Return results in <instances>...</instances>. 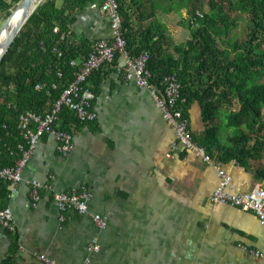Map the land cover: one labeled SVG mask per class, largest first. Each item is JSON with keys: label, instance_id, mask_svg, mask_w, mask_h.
Instances as JSON below:
<instances>
[{"label": "crops", "instance_id": "0c3cea01", "mask_svg": "<svg viewBox=\"0 0 264 264\" xmlns=\"http://www.w3.org/2000/svg\"><path fill=\"white\" fill-rule=\"evenodd\" d=\"M124 2L138 27L163 16L173 43L181 42L182 27L168 14L167 0ZM102 5L103 0H95L77 15L73 41L111 38ZM182 13L189 15L188 10ZM123 67L120 57L115 66L102 70L94 103L98 119L73 133L72 153H60L53 137L40 141L24 182L10 197L15 232L0 223V264H44L42 256L58 264H264V226L258 217L212 202L220 178L195 153L168 156L175 141L173 128L152 93L127 81ZM189 116L193 135H201L206 127L198 103L190 107ZM224 168L232 176L231 193L264 186V158ZM52 177L54 192L90 191L88 216L70 213L61 224L48 192L34 205L28 183L47 184ZM92 215L106 217L107 229H98ZM93 240L98 241L97 251L90 250Z\"/></svg>", "mask_w": 264, "mask_h": 264}, {"label": "trees", "instance_id": "16d2710c", "mask_svg": "<svg viewBox=\"0 0 264 264\" xmlns=\"http://www.w3.org/2000/svg\"><path fill=\"white\" fill-rule=\"evenodd\" d=\"M22 1L2 0L0 9L11 16ZM124 1L120 3V13L127 49L134 57L143 53L150 55L147 69L152 75V86L162 93L164 80L175 76L182 87L179 107L185 115L190 119L193 104L201 107L206 129L199 136L192 133L195 143L223 167L234 161H261L264 158V0H209L207 3L167 0L168 14L179 20L184 33L178 43H173V35L161 21L163 16H156L145 28L138 27ZM94 2L47 0L30 17L3 58L0 168H12L23 157L19 147L26 146L27 141L26 133L20 128L21 117L27 112L48 114L74 80L76 69L71 63L89 57L94 42L85 38L73 41L72 26L77 15ZM141 8L138 7L139 13ZM183 10H188L187 18L183 17ZM235 10L248 21L247 33L240 45L232 42L229 25L230 11ZM197 11L204 13L198 29L193 25ZM141 18L137 20L141 22ZM57 28L59 31L55 33ZM118 59L120 56L116 57L114 66ZM105 67L95 72L86 85L96 96ZM38 86H44L43 90H38ZM80 126L84 124L75 113L63 108L55 128L73 134ZM257 174L262 179L263 173ZM11 194V182L0 180V210L8 209Z\"/></svg>", "mask_w": 264, "mask_h": 264}, {"label": "built area", "instance_id": "2783aa9c", "mask_svg": "<svg viewBox=\"0 0 264 264\" xmlns=\"http://www.w3.org/2000/svg\"><path fill=\"white\" fill-rule=\"evenodd\" d=\"M122 0H103L102 11L109 18L111 25V38L95 41L92 51L86 60H75L71 66L76 69L74 80L70 82L64 90L60 99L53 105L52 110L43 116L33 112H27L20 119V128L26 133V146H20L23 157L12 168H0V180H8L12 185V192L24 182L23 174L40 141L45 137H53L58 143L59 152L69 155L75 150L74 137L72 133L57 130L55 128L59 115L63 108L70 109L75 113L80 123L87 125L95 123L98 114L94 109L97 99L95 93L86 87L89 79L105 66L113 65L117 56L124 60L125 78L133 82L140 89L149 90L156 100L157 107L161 110L164 121L173 128L175 141L171 146L169 157L175 158L184 152H192L203 160L207 165L212 166L218 173L220 185L212 196L215 204H226L244 211L254 213L262 226H264V186L257 185L250 193H231L232 176L225 168L217 162L207 151L200 147L193 140L190 119L179 107L181 101V84L175 76L167 77L163 82V92L159 93L151 84L152 75L147 69L150 60L148 53H143L134 57L127 49L125 31L123 29V19L120 13V3ZM209 0H202L207 3ZM204 19V13L197 11L193 21L196 29L200 27V21ZM59 29H55L58 33ZM61 77V75H59ZM44 86H38V90H43ZM54 89H57L54 86ZM26 147V149H25ZM234 164L237 162L234 161ZM53 177L47 184L39 181L28 183L31 190V199L36 206L42 199V193H52L54 202L60 212V222H67V215L75 213L80 216L90 214L89 203L92 194L87 188L75 189L70 192H54L52 182ZM96 227L105 230L108 227V219L101 215L90 216ZM0 223L11 232H15L14 217L10 209L0 210ZM98 241L93 240L90 250L97 251ZM262 257L260 253H254ZM44 264H58L45 256L40 258Z\"/></svg>", "mask_w": 264, "mask_h": 264}, {"label": "water", "instance_id": "95a60500", "mask_svg": "<svg viewBox=\"0 0 264 264\" xmlns=\"http://www.w3.org/2000/svg\"><path fill=\"white\" fill-rule=\"evenodd\" d=\"M42 4H44L43 0H23L17 7V9L12 13L0 32V64L3 61V58L7 54L8 50L16 41L22 29L27 24L30 17ZM13 19H17V22L11 32L9 34H6L8 28L11 26V22L13 21Z\"/></svg>", "mask_w": 264, "mask_h": 264}, {"label": "rangeland", "instance_id": "374dc122", "mask_svg": "<svg viewBox=\"0 0 264 264\" xmlns=\"http://www.w3.org/2000/svg\"><path fill=\"white\" fill-rule=\"evenodd\" d=\"M3 1L6 3H11L12 0H3ZM46 1L47 0H44V3ZM1 4H2V0H0V5ZM227 8L230 9V6ZM182 14L179 15L180 19L182 18ZM9 18L10 16L8 15V13L0 9V32ZM229 25L231 29L232 42L233 43L236 42L238 45L242 44L247 33L246 29H247L248 21L246 17L243 14H241L238 10L230 11Z\"/></svg>", "mask_w": 264, "mask_h": 264}, {"label": "bare ground", "instance_id": "6f19581e", "mask_svg": "<svg viewBox=\"0 0 264 264\" xmlns=\"http://www.w3.org/2000/svg\"><path fill=\"white\" fill-rule=\"evenodd\" d=\"M44 1V0H43ZM40 4V3H39ZM17 22V19H13V21L11 22V26L8 28L7 30V33L6 34H9L11 32V30L13 29V27L15 26Z\"/></svg>", "mask_w": 264, "mask_h": 264}]
</instances>
